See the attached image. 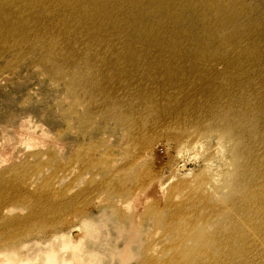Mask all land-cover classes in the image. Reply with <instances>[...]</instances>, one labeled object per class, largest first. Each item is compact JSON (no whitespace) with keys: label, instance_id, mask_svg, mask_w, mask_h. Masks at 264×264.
Masks as SVG:
<instances>
[{"label":"rangeland","instance_id":"rangeland-1","mask_svg":"<svg viewBox=\"0 0 264 264\" xmlns=\"http://www.w3.org/2000/svg\"><path fill=\"white\" fill-rule=\"evenodd\" d=\"M142 7V27L134 33L143 35L151 26L149 48L135 53L125 48L128 33L114 32L120 30L122 21H115L121 16H110L120 6L106 3L104 36L120 52L112 57V46L90 39L88 32L80 44L83 52L72 57L74 66L80 62L74 70L85 65L90 71L78 70L75 78L85 82L91 76V83L102 89L100 105L89 98L91 83L73 87L65 70L50 75L41 62L49 57L71 68L61 51L55 54L56 32L37 37L34 45L30 34L14 31L3 43L9 54L1 65L16 62L12 52L18 46L27 51V59L16 62L23 70L20 80L11 69L0 83V125H19L24 118L47 133L20 144L18 161L16 151L0 168L3 264H57L74 254L86 264H181L182 258L176 260L180 250L188 252L189 264L197 261L193 258L196 264H209L221 256V245L211 242L226 229L229 210L238 227L253 212L249 194H255V187L264 189V116L255 117L257 109H264V0H175L168 10L171 17L180 16L183 40L160 33L163 19L171 18L166 8L156 15ZM72 32L70 37L81 38ZM175 41L180 42V58L167 54L175 53ZM114 60L117 65L111 67ZM119 66L127 73L114 85L112 73ZM81 92L89 97L82 98ZM130 106L147 121L138 120L123 132L126 123H114L106 113L116 116ZM244 111L237 133L217 125L218 120L228 122L222 114ZM254 123L258 135L249 143L245 134ZM47 136L60 145L52 149ZM177 171L186 172L182 181ZM154 181L165 186V201L144 203L137 230L130 214L112 201L120 199L115 190ZM138 231L140 238L126 247L129 234ZM77 233L84 235L82 240ZM256 261L264 264V256Z\"/></svg>","mask_w":264,"mask_h":264},{"label":"bare ground","instance_id":"bare-ground-1","mask_svg":"<svg viewBox=\"0 0 264 264\" xmlns=\"http://www.w3.org/2000/svg\"><path fill=\"white\" fill-rule=\"evenodd\" d=\"M174 1L175 0H0V46L2 49L0 53V83H2L5 79H7V76L5 75L6 74L9 75L8 73L11 72V69H16L15 71H13V74L16 75L17 80L18 79L20 80L23 70H21V68L16 65V62L21 59H23V61L27 59V53H26L27 51L24 50L22 46H18L17 52H12V59L16 60V62L9 61L4 66L1 65V61L5 62L9 54L8 50L4 49L3 43L11 37L14 31L18 32L19 30H22L25 33V35L30 34L32 43L34 45H37L36 42L37 37H40L42 35L48 36L50 32H56L55 34H58V37H56L58 39V46L56 47L58 51H56L55 54L57 55L58 52L61 51L62 55H64L63 56L64 62L68 64H72L77 60L75 59L73 61L72 58L73 56L76 57L83 52L82 51L83 47H81L80 44L82 42V37L88 32L89 33L87 35L90 36V39H95L96 42L104 41L110 44L112 46L111 48L112 57H114L116 54L120 52L119 48L115 47L114 41L111 42L106 36H104V34L106 33V22L108 17L106 3L109 4L117 3L120 6L119 9H115L110 12V16L112 19H116L118 16H121L120 19H116L115 21L116 25H119V23H121L122 21V23L120 24V30H115L114 32L128 33L129 38L128 41L126 42L125 48L131 51V53H135L136 50H140L142 47L149 48L150 41L148 40L147 32L151 30L150 28L151 26L150 24H148V26L150 27H147V32H145L143 35L140 31L134 33L135 28L142 27L141 13L143 11L140 12L138 10V7L143 6L142 8H144L145 10L151 9L152 12H155L156 15L162 13L163 9L166 8L165 11L168 12V16L171 17L173 12L169 13L168 8L174 3ZM204 1L205 0H203V2ZM147 3H151V4H147ZM241 5L242 4L237 3V7L239 8V10L245 11V9L242 8L240 9ZM148 6L149 8H147ZM221 7H225V6H221ZM226 14L227 16H231L232 12L228 11ZM156 20H161V19L157 17H153V21ZM179 24H180V16L176 14L171 18L163 19L158 29L160 30V33H164V36L168 34H172L175 35L176 37L180 36V40H183L186 36V31L183 30L181 25ZM71 32L72 35L79 34L80 32L82 34L81 38L70 37ZM156 43H158V41ZM174 45L175 48L173 49V52L175 53H167V54L171 55L170 57L180 58L181 55L183 54L180 51V42L175 41ZM252 46L254 47L255 50L260 49L259 44L257 43L253 42ZM45 48L51 49L50 46H46ZM215 60L217 59L216 58L213 59V61ZM41 62L45 63L48 66V71L50 72V75L57 76L61 73L62 70H65L64 72H67L68 75L72 76L74 80L73 87H80V84L83 85L84 83H91V80L93 79V77L90 76V78H88L87 80H85V82H83L82 78L81 79L75 78V72H77L78 74V70L82 72L83 71L90 72L89 69L85 67V65L84 68L82 69L74 70L75 66L79 65L80 62L76 63L75 66L74 64H72L71 68L67 70L64 68V66H62V64L49 59V57L43 58ZM149 63L151 64L150 60ZM109 65L113 67L114 65H117V63L114 60L112 63H109ZM56 66H60L61 68H54ZM124 68L126 69V67L119 66L117 70L115 69V73H112L114 85H119L121 82L120 80H122L125 77L124 74H126L127 72L125 73V70H123ZM54 71L57 73H55ZM17 80L15 81V83L16 82L18 83ZM95 81L97 82L96 79ZM106 84H107V80H106ZM92 86L93 87L91 89H87V93L91 94L90 97L89 94L88 96L84 93H83L84 95H82V92L80 96L82 98H85L87 96L86 98L88 97L91 98L92 102L94 100L93 98H95L96 101L95 103L94 102L93 103L97 105V103L100 101L98 104L100 105L103 103V98L101 99L103 94L102 89L100 88V86H96L95 84H92ZM107 92L109 91L106 88V93ZM110 97L115 99L117 98V96L114 94H111ZM146 101L147 100L144 99L140 103L143 105ZM109 113H111L110 110ZM107 115H110V117L109 116L108 117L114 123L116 122L120 123V120L126 123V128L123 130V132L127 131L130 125L134 124L138 120H142L144 122L147 121L146 119L142 118L139 109H135V106H130L129 108H121L120 112H118L116 116L106 113V116ZM245 115H246L245 111L224 113L220 116V118L226 117L228 119V122L222 125L219 124L220 121L218 120L219 123H217V125L221 127L228 126L230 131H232L233 133H237L238 122L242 120L245 117ZM263 116H264L263 108L257 109L255 111L256 118H261ZM20 121L21 122H19L20 123L19 125H16V123L14 122L12 124L10 123V121L7 124L3 123L4 126L0 125V168L3 165H5L6 162H9L10 159H12V157L17 155V153H15L16 151L18 152L19 155L20 153L19 148L21 147L20 144H25L26 146L28 140H30V138L33 137L37 138L38 134H40L41 137L39 138V140L43 139L41 134H43V136L45 137L46 131L42 129L43 127L40 128L38 127L37 124L33 125V123L29 121V119L23 118V120ZM137 123H141V122H137ZM257 129H258V125L256 123H254V125H252L247 129L248 132L245 134V136H246V140L249 143L253 141L254 135H258V133L256 132ZM69 133L70 132H68V134ZM52 136L53 134H51V137ZM65 136H66L65 134L63 133L61 134L62 138ZM51 137L47 136V138H51ZM53 138H51L52 140H50L51 142L53 141L54 143V144L52 143L53 144L52 149L56 148L57 145L58 146L60 145V141L58 140L55 141L57 138L56 139ZM194 143L195 145L198 144L197 141ZM182 148L186 149L185 146H183ZM24 149L26 150V147H24ZM23 151L21 152L23 153ZM217 154H221V152L217 151ZM19 157L20 155L14 160L18 161ZM256 169H259V167L257 166ZM176 173H179L177 175L178 181H182L183 176L181 175L185 174L186 172H183L181 174V171L180 172L177 171ZM142 185L143 187H139L137 186V184L133 186H128V185L123 186L115 190V194H117V196H119L120 199L117 201L112 200L113 202H115L116 204L115 206L124 209L127 213L130 214V220L134 228L136 227L135 225L138 222L140 211L143 208V205L146 201L154 199L157 204L163 203L165 201V186H163L159 181H154L148 186H144V184ZM27 191L30 196L35 197V194L31 193L29 189ZM248 191L253 192L251 188H249ZM254 192L255 194L254 193L249 194L250 196L249 205L253 203L254 210L252 213L248 214L244 219L241 220L239 227L234 224L232 218L233 211L229 210V213L226 214V217L228 218L227 221H229V223L224 224L226 229H223L222 234L218 238L216 237L212 238V242H211L212 244L221 245L222 249L219 248L220 249L219 253H221V256L217 260L215 259L210 260L209 264H261L260 262H257L256 259L264 256L263 186L260 189L255 187ZM256 192H261V193H256ZM3 207L4 206H0V209H2ZM135 229L139 230L138 228ZM135 229H131V230H135ZM199 232H197L198 235ZM77 234L79 236V234L82 233H77ZM129 235L131 236V239L129 240L127 245L134 244L140 238L139 231L138 233L131 232ZM201 236L199 238L203 240ZM79 237L81 239L84 237V235L83 237H81V235ZM201 239L199 240L201 241ZM235 240L237 241L236 243ZM126 247H130V245ZM93 254L92 257H94ZM176 255H177L176 260L182 258L181 264H185V262L186 264H189V255L187 251L180 250L179 253H177ZM121 257H123V254H121ZM193 260L198 261L197 258H193ZM55 261L57 264L85 263L84 262L85 260H83L81 256H79V254L78 255L74 254L70 260L64 259V261L62 260V262H58L57 260ZM197 261L194 262V264H196ZM262 262L264 263V261ZM3 263L4 261L0 259V264ZM178 263L179 262H176L175 264ZM199 264L202 263L200 262Z\"/></svg>","mask_w":264,"mask_h":264}]
</instances>
